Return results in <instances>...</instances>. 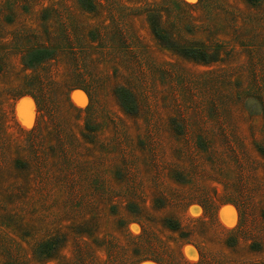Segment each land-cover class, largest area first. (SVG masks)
I'll use <instances>...</instances> for the list:
<instances>
[{"label": "rangeland", "instance_id": "obj_1", "mask_svg": "<svg viewBox=\"0 0 264 264\" xmlns=\"http://www.w3.org/2000/svg\"><path fill=\"white\" fill-rule=\"evenodd\" d=\"M0 264H264V0H0Z\"/></svg>", "mask_w": 264, "mask_h": 264}, {"label": "trees", "instance_id": "obj_2", "mask_svg": "<svg viewBox=\"0 0 264 264\" xmlns=\"http://www.w3.org/2000/svg\"><path fill=\"white\" fill-rule=\"evenodd\" d=\"M154 34L159 37L160 39H164V35L160 34V31L154 28ZM35 51V50H34ZM37 53H40L41 51H44V49H39L36 50ZM185 55H188L192 58H197V59H202L204 60L206 58V53L204 51H201L200 49H195V48H184L183 51ZM120 92V99H121V104L126 108L128 111H132L134 108V100L130 99L132 98V94L129 93L125 89H119Z\"/></svg>", "mask_w": 264, "mask_h": 264}]
</instances>
